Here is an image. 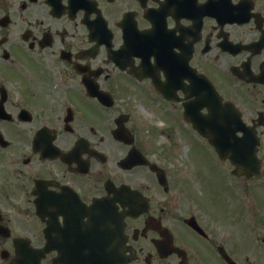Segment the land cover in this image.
<instances>
[{
	"label": "flooded vegetation",
	"instance_id": "flooded-vegetation-1",
	"mask_svg": "<svg viewBox=\"0 0 264 264\" xmlns=\"http://www.w3.org/2000/svg\"><path fill=\"white\" fill-rule=\"evenodd\" d=\"M224 130L264 138V0H0V264H264L262 204L191 197Z\"/></svg>",
	"mask_w": 264,
	"mask_h": 264
},
{
	"label": "rangeland",
	"instance_id": "rangeland-1",
	"mask_svg": "<svg viewBox=\"0 0 264 264\" xmlns=\"http://www.w3.org/2000/svg\"><path fill=\"white\" fill-rule=\"evenodd\" d=\"M259 146L260 151L264 152V138ZM187 156V161L193 168H191L190 179L191 197L201 208H256L251 195L243 191L240 192L239 189H229L224 182L218 181L217 175L221 171L220 164L212 156L211 150L206 148L199 139L193 138L191 140ZM223 166L227 175L225 173L221 174L219 178L223 181L226 178L236 181L228 176L230 166L226 163ZM234 186L236 187V185ZM255 186L258 187L257 192L260 200L264 203V184H262V181H257Z\"/></svg>",
	"mask_w": 264,
	"mask_h": 264
},
{
	"label": "water",
	"instance_id": "water-1",
	"mask_svg": "<svg viewBox=\"0 0 264 264\" xmlns=\"http://www.w3.org/2000/svg\"><path fill=\"white\" fill-rule=\"evenodd\" d=\"M195 127L198 128L201 134L203 133V130L199 123H197ZM209 134L213 135L212 132H209ZM226 136L228 137V139H226ZM233 140L234 138L230 139L227 133H224L223 137H212L211 144L214 146L216 152L221 158H224L226 156L230 158L235 167L233 173L237 175L244 173L247 177H254L255 175H257L259 168V162L256 157V144L258 143L257 137L254 136V140L249 146H247L245 143L239 144L238 141ZM245 157H249L251 161H245ZM240 158H243V160H241ZM41 254H43L42 250L37 251L36 256L30 259V261L25 259H18L16 260V264H39Z\"/></svg>",
	"mask_w": 264,
	"mask_h": 264
}]
</instances>
